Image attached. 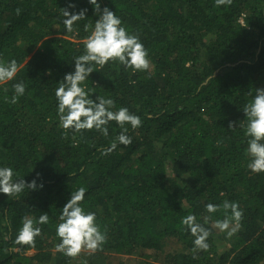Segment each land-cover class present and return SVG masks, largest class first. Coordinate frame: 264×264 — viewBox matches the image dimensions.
<instances>
[{"label":"trees","instance_id":"obj_1","mask_svg":"<svg viewBox=\"0 0 264 264\" xmlns=\"http://www.w3.org/2000/svg\"><path fill=\"white\" fill-rule=\"evenodd\" d=\"M138 35L147 48V72L110 61L85 81L95 95L140 116L129 127L132 143L101 155L120 132L74 133L59 127L55 89L97 16L87 0H0V61L15 59L19 71L0 85V165L12 166L26 182L17 198L0 193V264H264V173L247 169V92L264 89V0H99ZM71 5V7H70ZM63 9H87L86 18L64 30ZM25 94L11 103L12 85ZM115 110V109H113ZM229 123L233 127H228ZM86 187L82 201L106 234L102 249L77 257L57 252L56 224L71 192ZM237 202L243 210L237 233L211 228L207 251L194 250L181 218L197 222L206 203ZM35 246L17 245L24 218L41 214ZM223 211L211 214L210 227Z\"/></svg>","mask_w":264,"mask_h":264},{"label":"clouds","instance_id":"obj_2","mask_svg":"<svg viewBox=\"0 0 264 264\" xmlns=\"http://www.w3.org/2000/svg\"><path fill=\"white\" fill-rule=\"evenodd\" d=\"M97 16L94 25L84 24V30L89 32L83 41L84 54L73 59L74 70L64 74L62 82L56 87L54 95L56 99V115L59 127L79 133L82 130H96L104 137L109 136L108 125L115 121L120 128L106 148H101V155H108L115 151L118 145L128 146L132 143V137L128 135L129 127L137 129L142 121L139 115L130 112L127 107H116L111 98L95 95L87 89L85 81L94 70L93 65L104 67L110 61L118 62L125 69L133 72H147L150 68V59L147 48L141 42L138 35L130 33L122 26L121 18L107 6L101 8L99 0H87ZM216 7L230 5L232 0H214ZM71 7V5H70ZM87 9L78 12H69L63 9L64 30L78 35L74 25L86 18ZM19 71V65L15 59L7 62L0 61V85L13 81ZM14 90L11 103L15 104L19 97L25 94V84L18 81L12 85ZM250 101L242 107L246 122L241 125L244 128V136L247 137L246 155L249 160L246 164L248 170L253 173H264V89H255L247 92ZM115 109V110H113ZM228 127H233L229 123ZM37 174V179H38ZM37 179L25 181L17 174L12 166L0 165V193L7 197L17 196L27 189L36 190L43 187ZM86 187H79L71 192L70 198L62 207L59 215V223L56 224L55 234L59 242L55 245L57 252H62L68 257H77L82 250L94 253L102 249L106 242V234L101 231L96 223L97 216L93 211H86L82 204L85 199ZM205 211L209 214L203 218V223L197 222L194 213L181 218V224L193 237L194 250L207 251L211 228L225 233L227 237L233 236L239 230L243 218V210L237 202L224 200L222 205L206 203ZM223 211L222 219L215 220L214 224L206 227L211 214ZM49 223V216L39 215L35 222L31 218H24L17 230L15 243L17 245L35 246L36 238L41 235V228L37 225Z\"/></svg>","mask_w":264,"mask_h":264},{"label":"rangeland","instance_id":"obj_3","mask_svg":"<svg viewBox=\"0 0 264 264\" xmlns=\"http://www.w3.org/2000/svg\"><path fill=\"white\" fill-rule=\"evenodd\" d=\"M135 260H136V259H133V258H130V257L124 256L122 262H123V264H139V263L136 262ZM110 261H111V262H109L110 264H116V263H118V262H117V259H115V257H114V258H111Z\"/></svg>","mask_w":264,"mask_h":264}]
</instances>
